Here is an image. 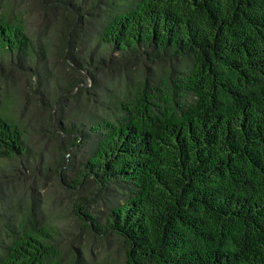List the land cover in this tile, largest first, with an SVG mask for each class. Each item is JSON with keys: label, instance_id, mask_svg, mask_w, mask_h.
<instances>
[{"label": "trees", "instance_id": "trees-1", "mask_svg": "<svg viewBox=\"0 0 264 264\" xmlns=\"http://www.w3.org/2000/svg\"><path fill=\"white\" fill-rule=\"evenodd\" d=\"M38 2L57 11L33 36L0 0V70L25 76L0 90V264H91L5 180L43 169L34 134L87 191L68 216L125 264H264V0Z\"/></svg>", "mask_w": 264, "mask_h": 264}, {"label": "rangeland", "instance_id": "rangeland-1", "mask_svg": "<svg viewBox=\"0 0 264 264\" xmlns=\"http://www.w3.org/2000/svg\"><path fill=\"white\" fill-rule=\"evenodd\" d=\"M5 3H12L14 9L19 13L22 12L25 22L28 24V31L34 36L35 33L40 31H45V25L52 19L50 13L56 12L57 9H49L48 7H43L39 4L38 0H3ZM149 67H151L149 65ZM151 69H153L151 67ZM25 83V76L19 73V70H0V90L1 89H16V85ZM88 88V87H84ZM31 91V90H30ZM32 92V91H31ZM38 97L33 93V99ZM32 99V98H31ZM28 105L29 110L33 111L38 108L35 107L36 100ZM38 101V100H37ZM39 137L37 134L33 135V144H35L37 152L41 154V160L44 165L40 173H32L30 168L24 164H20L17 172L12 175L5 176V180L8 183L16 185H25L26 187L32 189L34 188L35 195L37 199L42 203V208L44 214H53L57 211H61L64 218L60 219V225L64 227H69L70 232H65L62 236V241L66 245L71 246L75 250L78 247L79 250L83 251L86 258L91 264L103 263V260H107L110 264H125V259L123 256V242L120 238L110 235L109 237H97L92 235L87 231V229H81L76 225V222L71 216H68L71 211V204L74 200H78V195L84 194L87 191L83 188H78V192H70L66 190H61L59 184L57 183V172H55L53 166H50L55 158L54 146L59 142V137L56 135H51L50 137ZM69 157L70 153L66 152ZM47 158V162H46ZM45 159V162H44ZM43 160V161H42ZM46 164L49 165V170L46 171ZM64 167L60 169L63 172ZM32 175V176H31ZM18 189H22V186H17ZM4 188H6V183L3 182L0 186L1 196H6ZM8 191V189H7ZM6 191V192H7ZM23 198V197H21ZM111 199H113L111 197ZM114 200V199H113ZM109 200V201H113ZM104 203H101L100 209L103 207ZM98 203L94 204V207H98ZM48 216V215H47ZM51 215L49 218L54 219ZM54 221V220H53ZM67 237V240H65Z\"/></svg>", "mask_w": 264, "mask_h": 264}]
</instances>
